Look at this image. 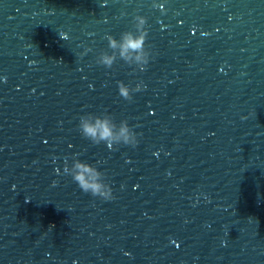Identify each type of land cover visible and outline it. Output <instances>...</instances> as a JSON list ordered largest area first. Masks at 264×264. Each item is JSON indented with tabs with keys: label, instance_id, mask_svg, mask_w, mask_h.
I'll list each match as a JSON object with an SVG mask.
<instances>
[{
	"label": "water",
	"instance_id": "95a60500",
	"mask_svg": "<svg viewBox=\"0 0 264 264\" xmlns=\"http://www.w3.org/2000/svg\"><path fill=\"white\" fill-rule=\"evenodd\" d=\"M136 14L147 70L97 65ZM103 111L135 148L82 138ZM76 153L114 199L63 174ZM74 262L264 264V0H0V264Z\"/></svg>",
	"mask_w": 264,
	"mask_h": 264
},
{
	"label": "clouds",
	"instance_id": "9594fccd",
	"mask_svg": "<svg viewBox=\"0 0 264 264\" xmlns=\"http://www.w3.org/2000/svg\"><path fill=\"white\" fill-rule=\"evenodd\" d=\"M152 6L158 8L161 13L166 12L163 4L153 3ZM132 20V30L121 32L118 39L111 34L105 35L104 39L107 41V48L110 51L99 53L95 60L97 65L105 69H112L118 60H122L130 67L134 66L133 71L144 72L147 70L151 58L150 47L147 44L148 18L136 14ZM89 51L91 49L85 47L84 52L80 55H86ZM117 88L118 95L123 100L131 102L133 94L145 90L146 85L143 82H138L135 86H131L123 81H117ZM77 128L82 138L97 146L103 143L111 151L117 150L121 145L135 148L139 143V134L134 131V127L129 124V121L127 119L117 121L115 115L108 111L85 112L79 116ZM79 155V153L72 155L71 164H69L68 158L65 159L63 174L70 176L85 194L106 202L114 199L113 190L106 181L105 172L101 171L97 165L79 159ZM53 184L55 185L56 182L54 181Z\"/></svg>",
	"mask_w": 264,
	"mask_h": 264
}]
</instances>
